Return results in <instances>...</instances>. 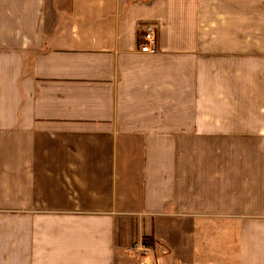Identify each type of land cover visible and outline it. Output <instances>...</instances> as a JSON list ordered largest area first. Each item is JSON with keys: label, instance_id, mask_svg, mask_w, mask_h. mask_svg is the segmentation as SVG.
<instances>
[{"label": "crops", "instance_id": "crops-1", "mask_svg": "<svg viewBox=\"0 0 264 264\" xmlns=\"http://www.w3.org/2000/svg\"><path fill=\"white\" fill-rule=\"evenodd\" d=\"M143 263L264 264V0H0V264Z\"/></svg>", "mask_w": 264, "mask_h": 264}, {"label": "built area", "instance_id": "built-area-1", "mask_svg": "<svg viewBox=\"0 0 264 264\" xmlns=\"http://www.w3.org/2000/svg\"><path fill=\"white\" fill-rule=\"evenodd\" d=\"M143 30V42L140 45V51L145 53H154L156 51L155 26L152 23H147L144 25ZM137 249L143 255L149 253V248L146 246H137Z\"/></svg>", "mask_w": 264, "mask_h": 264}, {"label": "trees", "instance_id": "trees-1", "mask_svg": "<svg viewBox=\"0 0 264 264\" xmlns=\"http://www.w3.org/2000/svg\"><path fill=\"white\" fill-rule=\"evenodd\" d=\"M143 242H145V243H149V244H153V242L150 241V240H148V239H144Z\"/></svg>", "mask_w": 264, "mask_h": 264}, {"label": "rangeland", "instance_id": "rangeland-1", "mask_svg": "<svg viewBox=\"0 0 264 264\" xmlns=\"http://www.w3.org/2000/svg\"><path fill=\"white\" fill-rule=\"evenodd\" d=\"M156 49H157V47H156Z\"/></svg>", "mask_w": 264, "mask_h": 264}]
</instances>
